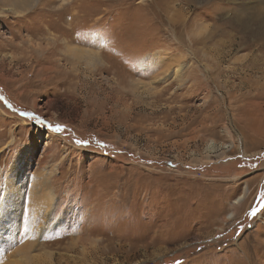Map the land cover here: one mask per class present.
<instances>
[{"label":"rangeland","instance_id":"rangeland-1","mask_svg":"<svg viewBox=\"0 0 264 264\" xmlns=\"http://www.w3.org/2000/svg\"><path fill=\"white\" fill-rule=\"evenodd\" d=\"M262 193L264 0L0 1V264H264Z\"/></svg>","mask_w":264,"mask_h":264},{"label":"bare ground","instance_id":"bare-ground-1","mask_svg":"<svg viewBox=\"0 0 264 264\" xmlns=\"http://www.w3.org/2000/svg\"><path fill=\"white\" fill-rule=\"evenodd\" d=\"M1 2H3V3H5V4H7L8 6H9V8L13 11V13H17V14H21V13H23V12H25L29 7H31V5L34 3V1L35 0H0ZM180 68H181V64L180 65H178V66H176L175 68H174V72L173 73H176V74H178V73H180ZM19 191V189H18V185H16V186H14V187H7L6 188V198H7V200L9 201V202H14V204L15 205H13L16 209H18L17 208V203L18 202H21L22 200H21V198H20V193H17ZM32 194H33V196H35L37 193H36V191L34 190L33 192H32ZM39 195V194H38ZM39 197L41 198L40 199V202L41 203H43L44 204V208H46L48 205H49V203H50V201H51V199H52V196L50 195V194H48V193H41L40 195H39ZM239 199H241V196H239L238 198H237V201L239 200ZM38 204H34L33 205V207L34 208H36V206H37ZM11 210L9 209V207H8V209L7 210H5V213H4V215H7L9 212H10ZM59 226V225H58ZM1 229V228H0ZM1 237V236H0ZM26 246V245H25ZM24 248L21 246V247H19V248H17L16 249V252H14V253H17L16 254V256H17V258H18V260L17 261H15L16 263L15 264H26L25 263V261L21 258L22 257V255L24 254L23 252H22V250H23ZM1 252H3V251H1ZM0 255H1V253H0ZM49 260H51V257L49 258ZM48 261V260H47ZM48 263V262H47ZM51 263V262H50ZM45 264V263H44Z\"/></svg>","mask_w":264,"mask_h":264},{"label":"snow or ice","instance_id":"snow-or-ice-1","mask_svg":"<svg viewBox=\"0 0 264 264\" xmlns=\"http://www.w3.org/2000/svg\"><path fill=\"white\" fill-rule=\"evenodd\" d=\"M5 102H7V101H5ZM21 115L28 116L30 119L35 120L37 123L45 124L53 132L59 133V132H62L64 130L63 125H59V124L51 125V124L47 123L46 121L42 120L40 117L35 116L34 114H32L30 112H23V113H21ZM76 143L78 145H86L88 142L83 141V140H77ZM261 195H262V198H264V193H262ZM260 208H264V204H261L259 207H253L251 209V211L248 213V215L255 216L257 214V212L260 211ZM28 231H29V228H28L27 222H25L24 232L27 233ZM20 243H23V240H20ZM177 264H179V262H177Z\"/></svg>","mask_w":264,"mask_h":264}]
</instances>
